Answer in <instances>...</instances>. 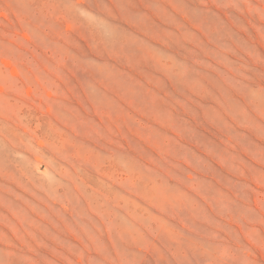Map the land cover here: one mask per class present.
<instances>
[{"label":"rangeland","instance_id":"obj_1","mask_svg":"<svg viewBox=\"0 0 264 264\" xmlns=\"http://www.w3.org/2000/svg\"><path fill=\"white\" fill-rule=\"evenodd\" d=\"M0 264H264V0H0Z\"/></svg>","mask_w":264,"mask_h":264}]
</instances>
